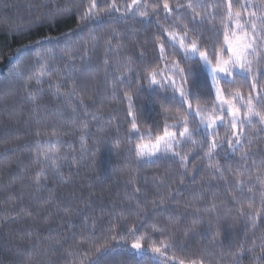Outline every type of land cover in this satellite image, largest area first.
I'll return each mask as SVG.
<instances>
[{"label": "trees", "instance_id": "16d2710c", "mask_svg": "<svg viewBox=\"0 0 264 264\" xmlns=\"http://www.w3.org/2000/svg\"><path fill=\"white\" fill-rule=\"evenodd\" d=\"M0 264H264V0H0Z\"/></svg>", "mask_w": 264, "mask_h": 264}, {"label": "rangeland", "instance_id": "374dc122", "mask_svg": "<svg viewBox=\"0 0 264 264\" xmlns=\"http://www.w3.org/2000/svg\"><path fill=\"white\" fill-rule=\"evenodd\" d=\"M223 64H221V66H222ZM208 69H209V71H210V73L212 74V76L213 77H215V78H217V77H223V73H224V71H225V66H223L220 70L219 69H214V68H212V67H210L209 65H208Z\"/></svg>", "mask_w": 264, "mask_h": 264}]
</instances>
